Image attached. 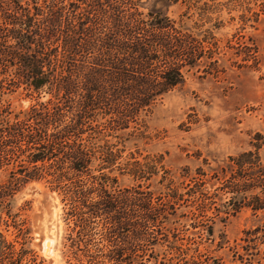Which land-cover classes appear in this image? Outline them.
<instances>
[{"label":"rangeland","instance_id":"obj_1","mask_svg":"<svg viewBox=\"0 0 264 264\" xmlns=\"http://www.w3.org/2000/svg\"><path fill=\"white\" fill-rule=\"evenodd\" d=\"M143 1L144 12L160 10L196 32L189 38H198L194 44L203 54L186 66L184 82L163 96L139 129L117 132L126 149L111 194L121 199L124 223L141 220L142 210L132 203L144 201L132 196L144 181L132 178L125 163L163 158L168 180L153 176L139 195L156 208V221L146 236L126 228L113 241L93 228L84 234L60 191L45 179L28 182L15 194L10 215L3 214L10 225L0 227L14 244L8 254H20L22 264H264V207L255 209L264 206V197L259 194L257 204L255 193L246 191L250 187L241 185L251 176L264 184V7L259 0ZM8 100L15 109L34 101L25 93ZM248 151L256 156L235 167L230 158ZM251 161L259 166L248 170ZM5 178L0 171V182ZM235 184L246 189L243 200H230ZM13 259L1 256L2 264Z\"/></svg>","mask_w":264,"mask_h":264},{"label":"trees","instance_id":"obj_2","mask_svg":"<svg viewBox=\"0 0 264 264\" xmlns=\"http://www.w3.org/2000/svg\"><path fill=\"white\" fill-rule=\"evenodd\" d=\"M259 1L264 7V0ZM143 3L0 0V171L6 177L0 182V227L10 225L3 214L10 215L21 187L45 179L60 191L81 233L93 228L108 234L109 241L124 228L138 237L149 234L157 210L139 196L140 189H148L156 175L168 180V172L161 170L162 156L155 162L145 157L143 163H125L127 173L146 186L140 182L132 191L134 199L144 200L132 203L142 210L141 220L124 223L121 199L111 194L126 149L117 132L139 129L163 96L184 82L186 66H194L203 54L194 44L200 43L198 38H189L196 32L182 20L176 22L160 10L144 12ZM212 31H205L211 41ZM21 93L34 101L15 109L8 99ZM247 156L256 153L230 160L242 168ZM250 163L248 170L259 166ZM249 179L241 185L250 189L235 184L230 200H243L246 190L255 193L259 204L264 184L258 176ZM93 194L99 198L95 202ZM13 246L0 230V264L3 254L14 257L10 264H22L20 254H8ZM2 247L8 252H1ZM113 252L118 255V249Z\"/></svg>","mask_w":264,"mask_h":264},{"label":"bare ground","instance_id":"obj_3","mask_svg":"<svg viewBox=\"0 0 264 264\" xmlns=\"http://www.w3.org/2000/svg\"><path fill=\"white\" fill-rule=\"evenodd\" d=\"M48 241V240H47ZM44 242H46V241H44ZM49 242V241H48ZM47 243V242H46ZM50 246H51V244H49ZM47 247H48V245H46ZM52 248V247H51ZM49 254V253H48Z\"/></svg>","mask_w":264,"mask_h":264}]
</instances>
